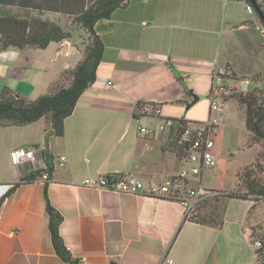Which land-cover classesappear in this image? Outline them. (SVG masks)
I'll return each instance as SVG.
<instances>
[{"label": "crops", "instance_id": "1", "mask_svg": "<svg viewBox=\"0 0 264 264\" xmlns=\"http://www.w3.org/2000/svg\"><path fill=\"white\" fill-rule=\"evenodd\" d=\"M238 5V0H130L96 23L102 60L95 82L64 120L61 137L52 133L48 118L24 126L3 124L0 264H69L52 244L45 189L61 217L58 235L76 264H159L166 255L174 264H257L248 223L255 207L249 199L226 200L223 222L213 228L185 219L177 200L82 185L85 178L123 174L147 186L181 171L185 162L174 134H139V126L158 123L141 116L139 105L157 104L165 118L206 119L199 110L184 111L195 98L200 102L201 94L207 97L209 70L222 60L218 46L224 37H236L238 21L243 32L251 28L249 19L252 25L259 22L257 13L247 14L242 4L247 19L236 17ZM82 48L74 37L45 49L0 55V92L8 88L29 101L45 95L63 71L80 61ZM103 78L114 86L105 88ZM19 148L39 153L35 166L11 165L9 154ZM43 151L53 158L51 175L20 182L45 170ZM60 156L66 157L63 167L57 165ZM189 185L219 192L203 185V173Z\"/></svg>", "mask_w": 264, "mask_h": 264}, {"label": "trees", "instance_id": "2", "mask_svg": "<svg viewBox=\"0 0 264 264\" xmlns=\"http://www.w3.org/2000/svg\"><path fill=\"white\" fill-rule=\"evenodd\" d=\"M130 0H0V52L4 50H22L25 48L45 49L50 43H62L71 40V32L60 25L44 21L40 18L43 13H57L67 16L77 24L87 35L88 42L83 45L80 61L73 69L63 71L58 79L50 86L48 92L39 98L29 101L8 88L0 92V128L5 122L13 126L32 124L41 118H48L52 133L56 137L63 135L64 120L69 117L82 93L96 79V71L102 60L104 45L95 31V25L100 20H107L119 8H125ZM257 13V18L264 28V11L255 0H248ZM186 91L187 87L178 78ZM189 92V91H188ZM233 99L244 110L245 128L249 134V145H261L257 153L256 163L243 169L238 176L234 191L224 193L222 210L217 218H190L198 224L218 228L223 222L225 201L228 199L257 198L264 202V89L255 88L248 93L236 94ZM179 155L182 150L177 146ZM42 159L46 168L35 174L25 176L22 183L34 181L43 172L51 175L53 158L45 151ZM16 185H14L15 187ZM240 188L241 190H238ZM244 189V190H243ZM46 210L49 215V230L56 254L64 262L78 263L63 245L58 235L60 215L50 206L45 189ZM213 209H217L216 198ZM252 207V208H253ZM252 237V234H251ZM262 243L261 249L255 250L257 264H264V229L258 236Z\"/></svg>", "mask_w": 264, "mask_h": 264}, {"label": "built area", "instance_id": "3", "mask_svg": "<svg viewBox=\"0 0 264 264\" xmlns=\"http://www.w3.org/2000/svg\"><path fill=\"white\" fill-rule=\"evenodd\" d=\"M228 1V0H225ZM247 14L255 13L254 6L248 0H239ZM257 4H264V0H255ZM145 25V23H143ZM7 53L14 54L13 50L0 52L1 56ZM104 87L110 89L114 86L110 79H101ZM237 80L233 77L232 71L228 67H221L215 64L209 70L208 87V112L207 118L202 122H189L173 118H165L162 110L157 104L143 103L139 105L138 112L141 116L157 119L156 126H139L138 132L143 136H154L166 130L175 136L176 145L182 150L185 166L181 171L158 184H148L147 186L136 177L123 174H109L97 176L95 178H85L82 185L104 189L120 194H143L170 200H177L184 209V218L190 219L195 209L208 199L218 197L219 192L208 190L204 187H191V178L199 177L205 170L216 167L217 157L213 153L215 147V137L218 133L220 121L218 114L223 109L232 96L239 93H248V88L252 84L251 80H241L237 86ZM257 88L256 85H254ZM37 151L35 149L19 148L9 154L10 162L13 167L30 163L32 166L37 162ZM66 157L60 156L58 166L63 167ZM47 173L41 175L42 180H46ZM252 205L253 198L250 197ZM254 250L261 249L260 240L252 242ZM159 264H174L173 260L167 255L164 256Z\"/></svg>", "mask_w": 264, "mask_h": 264}, {"label": "rangeland", "instance_id": "4", "mask_svg": "<svg viewBox=\"0 0 264 264\" xmlns=\"http://www.w3.org/2000/svg\"><path fill=\"white\" fill-rule=\"evenodd\" d=\"M239 3L240 5L234 7L236 17L247 19V15L243 14L240 8L241 2L239 1ZM260 5L264 11V4ZM40 18L44 21L58 24L63 29L71 32L73 35L72 39L74 37L80 38L82 47L88 42L86 33L71 18L57 13H43ZM247 25L249 28L251 27L249 32L239 31L238 28L243 26V24L238 21L233 26L236 37L228 41L227 37H224L218 46V53H220L222 58L219 66H226L231 69L233 77L238 82L237 86L241 80L252 81L248 88L249 92H251L255 89L254 85L259 89H264V28L260 22L252 25V20L250 19ZM205 91L208 94V85H205ZM234 96L230 99H233ZM230 99H228L223 112L218 114L220 126L215 137V147L213 149L218 163L216 167L203 172L204 186L217 189L219 192L228 191V193L235 190L238 176L243 169L256 163L257 153L262 150L261 145L248 144L249 134L245 128L244 110L237 106L234 100L231 101ZM208 107L207 97L204 98L201 94V101L186 107L184 112L199 110L204 119L207 118ZM262 165L264 166V158L262 159ZM237 189L241 190L240 188ZM219 196L215 197L216 202H214L217 209L214 210L212 206L214 198L208 199L195 209L191 218L203 219L211 218L212 216V218H217L222 210V198ZM256 200L255 208L251 212L252 219L248 221L253 241L259 240L258 236L262 234L264 229V202L259 198Z\"/></svg>", "mask_w": 264, "mask_h": 264}, {"label": "water", "instance_id": "5", "mask_svg": "<svg viewBox=\"0 0 264 264\" xmlns=\"http://www.w3.org/2000/svg\"><path fill=\"white\" fill-rule=\"evenodd\" d=\"M196 101H197V98H195V99L193 100V102H192L188 107H190V106H192L193 104H195Z\"/></svg>", "mask_w": 264, "mask_h": 264}]
</instances>
